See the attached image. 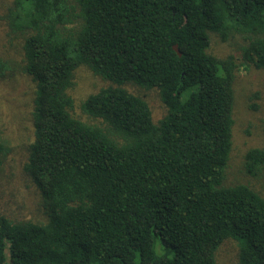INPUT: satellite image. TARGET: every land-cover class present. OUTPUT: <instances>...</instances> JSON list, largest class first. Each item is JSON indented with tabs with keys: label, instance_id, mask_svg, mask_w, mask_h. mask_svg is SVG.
I'll use <instances>...</instances> for the list:
<instances>
[{
	"label": "trees",
	"instance_id": "16d2710c",
	"mask_svg": "<svg viewBox=\"0 0 264 264\" xmlns=\"http://www.w3.org/2000/svg\"><path fill=\"white\" fill-rule=\"evenodd\" d=\"M5 21L21 58H0V77L36 84L26 171L48 220L0 215V264H221L230 241L237 264H264L247 180L264 178V149L226 184L237 77L264 72V0H14ZM212 34L243 40L240 56L213 54ZM82 66L110 85L77 111ZM129 84L158 90L164 116Z\"/></svg>",
	"mask_w": 264,
	"mask_h": 264
},
{
	"label": "rangeland",
	"instance_id": "374dc122",
	"mask_svg": "<svg viewBox=\"0 0 264 264\" xmlns=\"http://www.w3.org/2000/svg\"><path fill=\"white\" fill-rule=\"evenodd\" d=\"M14 0H0V58L20 61L18 41L11 35L5 15ZM244 41L233 37L223 42L217 35H211L210 51L220 57L240 56L239 47ZM77 84L71 91L78 104L92 93L110 85V82L93 75L87 67L76 72ZM126 89L142 96L152 109L155 121L161 119L166 108L156 89L144 90L136 85ZM36 84L31 76L7 72L0 77V137L9 141L11 151L0 157V215L13 221L46 223L47 213L43 197L26 171L29 147L34 141L32 112L34 110ZM235 127L233 150L226 184L243 181L245 155L249 149H264V72L255 67L241 68L236 81ZM255 108H254V107ZM255 188L264 194V178H247ZM235 242H226L218 254L221 264H237Z\"/></svg>",
	"mask_w": 264,
	"mask_h": 264
},
{
	"label": "water",
	"instance_id": "95a60500",
	"mask_svg": "<svg viewBox=\"0 0 264 264\" xmlns=\"http://www.w3.org/2000/svg\"><path fill=\"white\" fill-rule=\"evenodd\" d=\"M173 48L177 51V53H178L179 55H181V52L179 51V49L177 48L176 45H175Z\"/></svg>",
	"mask_w": 264,
	"mask_h": 264
}]
</instances>
